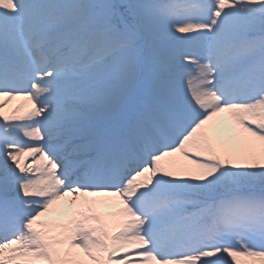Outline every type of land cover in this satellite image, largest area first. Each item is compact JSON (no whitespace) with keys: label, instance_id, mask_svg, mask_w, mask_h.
<instances>
[{"label":"snow or ice","instance_id":"obj_1","mask_svg":"<svg viewBox=\"0 0 264 264\" xmlns=\"http://www.w3.org/2000/svg\"><path fill=\"white\" fill-rule=\"evenodd\" d=\"M0 264H264V0H0Z\"/></svg>","mask_w":264,"mask_h":264},{"label":"rangeland","instance_id":"obj_2","mask_svg":"<svg viewBox=\"0 0 264 264\" xmlns=\"http://www.w3.org/2000/svg\"><path fill=\"white\" fill-rule=\"evenodd\" d=\"M115 2H117V3H124L125 0H115ZM185 79H187V78L185 77ZM13 101L15 102V103H13V104H19L20 107H23L22 110H19V113L23 112L24 110L27 111L28 108L31 107V102H30V101H27V100H25V99H23V98H16V99H13ZM10 111H11V110L6 111V112H10ZM217 119H227L226 114H221V116L218 117ZM231 242L234 243L235 241H231Z\"/></svg>","mask_w":264,"mask_h":264},{"label":"bare ground","instance_id":"obj_3","mask_svg":"<svg viewBox=\"0 0 264 264\" xmlns=\"http://www.w3.org/2000/svg\"><path fill=\"white\" fill-rule=\"evenodd\" d=\"M13 103H15L13 100L10 101L9 104L6 105L5 111H9V110H12V109L17 108V107L19 108V110H22L23 109V107H20L19 104H13ZM24 112H26V110H24L23 112L18 113V114H23ZM20 139L21 140H24L25 138L21 137ZM100 211H102V212H105V211H115V209H101Z\"/></svg>","mask_w":264,"mask_h":264}]
</instances>
